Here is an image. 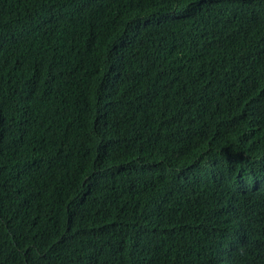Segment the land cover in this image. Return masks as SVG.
I'll use <instances>...</instances> for the list:
<instances>
[{"label":"trees","instance_id":"trees-1","mask_svg":"<svg viewBox=\"0 0 264 264\" xmlns=\"http://www.w3.org/2000/svg\"><path fill=\"white\" fill-rule=\"evenodd\" d=\"M0 264H264V0H0Z\"/></svg>","mask_w":264,"mask_h":264}]
</instances>
